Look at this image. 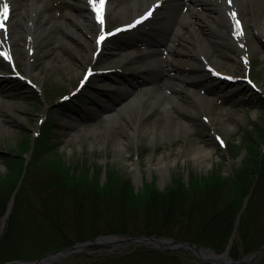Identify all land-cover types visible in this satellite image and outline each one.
Masks as SVG:
<instances>
[{"label": "rangeland", "instance_id": "obj_1", "mask_svg": "<svg viewBox=\"0 0 264 264\" xmlns=\"http://www.w3.org/2000/svg\"><path fill=\"white\" fill-rule=\"evenodd\" d=\"M116 1L108 2L103 29H111L127 19V13L109 6ZM15 2L11 13L16 16L7 23L6 32L10 54L0 51V150L10 151L22 135L33 134L45 116L55 124L53 139L65 161L106 164L137 187L143 180H154L159 188L167 186L173 176L185 178L189 172L201 175L219 167L224 174L229 173L239 164L245 150L232 157L225 145L240 144L250 129L264 151V136L257 131L258 125L264 130L262 25L250 21L236 29L243 32L239 35L241 43L251 37L257 44L241 46L240 54L235 37L223 31L228 29L227 25L217 22L219 31L205 40L200 56L195 55L197 51L174 52L173 59L159 66L155 60L167 59V50L159 47L160 53L151 57L149 46L160 42L170 21L166 2L151 9L150 16L128 30L104 36L99 49L95 39L100 22L96 17H90L89 25H78L69 18L68 12L74 11L65 0H51L45 5L50 14L47 20L53 24L43 31L41 25L45 24L35 22L39 14L28 19L30 0ZM245 2L256 20L261 10L259 1ZM86 67L92 71L87 76ZM247 68L257 89L242 78ZM221 72L230 74L232 79H224ZM164 80L169 85H162ZM188 88L198 90L201 97L190 93ZM62 93H70L68 98L76 100L69 111L54 106L63 102ZM167 100L168 112L180 117V121L168 120L162 105ZM179 102L186 106L180 107ZM112 107L121 108L118 118L105 117ZM183 120L187 126H183ZM224 120L228 125L223 124ZM96 125L102 128L92 133ZM118 140L123 142L122 147ZM200 145L209 153L195 156L192 149ZM167 158L171 160L169 174L161 178L158 167ZM4 172L0 159V175ZM103 179L101 174L100 180ZM131 245L93 244L81 252L90 256ZM76 253L49 264H74L85 259Z\"/></svg>", "mask_w": 264, "mask_h": 264}, {"label": "trees", "instance_id": "obj_2", "mask_svg": "<svg viewBox=\"0 0 264 264\" xmlns=\"http://www.w3.org/2000/svg\"><path fill=\"white\" fill-rule=\"evenodd\" d=\"M62 105L64 109L71 103ZM54 129L47 118L32 144L26 133L10 151L0 152L5 166L0 175V222L24 170L0 231V263L32 260L99 234L162 235L216 252L230 243L228 254L234 259L264 245V152L254 130H248L239 145L228 143L231 156L245 149L230 173L213 167L201 175L189 172L186 180L173 176L162 190L152 180L135 191L130 179L111 166L62 159ZM257 131L264 136L261 127ZM76 254L85 259L74 264H199L182 250L150 245ZM248 264H264V252Z\"/></svg>", "mask_w": 264, "mask_h": 264}, {"label": "bare ground", "instance_id": "obj_3", "mask_svg": "<svg viewBox=\"0 0 264 264\" xmlns=\"http://www.w3.org/2000/svg\"><path fill=\"white\" fill-rule=\"evenodd\" d=\"M15 1L16 0H0V8H2V4L4 2H7L11 10V8L15 6ZM48 1L51 0H30V2L28 3V19L32 20L33 15L39 14L36 17L35 22L45 24L41 25V30L43 31L45 30V28H47V26L49 27L53 24V22L49 21L50 14L47 13L45 5ZM162 1L166 2L167 5L170 7V9H168L170 21L167 25H165L164 33L159 42V45L162 46V51L167 50L166 52L168 56L167 59L162 58L163 60H155L160 64L159 66H164L165 63L170 61V59H173L174 52L186 53L187 51H191V53L194 54V52L197 51L195 55H200L202 52L201 48L205 40L211 37L213 38L214 31H219L218 28H216L217 22L218 24L222 23L224 25H227L228 29H225L223 31L226 33H231L235 37V41L237 42H240L241 40L240 36L237 35L238 32L233 29V26H236L237 20H239L241 26L252 21L254 24L262 25L261 29L264 30V0H258V3H260L261 5V10L257 13L256 20L253 19L252 13L250 12V8L245 2L247 0H117L115 5L110 4L109 6L111 8H116L118 11L127 13L126 20L127 23H129L135 20L136 17L142 11L146 10V4H151V6H154L155 3L160 4ZM65 2L68 8L74 11L71 13L68 12V16L73 23H76L78 25H89L92 23L90 13L95 14L97 16V12L94 10L92 4H89L90 7L88 9V4L85 2V0H65ZM85 4H87V6H85ZM107 4L108 0H105L104 9L106 8ZM97 6H99V0H97ZM233 13H235V18L233 17ZM14 16H16V14H12L10 12L9 19L7 22H10V20L13 18L15 19ZM15 28L16 27H14V29ZM182 31H184L183 34H181ZM0 33H2V37H0V46L9 47L10 42L8 36L6 35V32ZM28 43L29 42L25 43L26 48L28 47ZM177 44H179L180 47H177ZM242 45L256 46L257 44L254 38L247 37V39L242 42ZM160 50L161 49L158 48L155 44H151L149 48V54L151 57H155V55L160 53ZM236 50L239 53L241 52L238 46H236ZM162 85H169V82L167 80H164V83ZM144 89L148 91V85H145ZM188 90L193 95L201 97V94L198 90L196 91L192 88H188ZM169 97L171 98L172 96L169 95ZM162 105L164 110L166 111L169 121L176 122L181 120L180 117L173 116L171 113L168 112L170 110L169 100L165 101ZM179 105L182 108L186 106L184 102H179ZM120 109L121 108L113 107L111 109H108L105 113V117L114 119L118 118L121 111ZM182 122L183 126H187L186 120H183ZM223 124L226 126L228 125V122L224 120ZM146 126L147 124L144 127ZM148 127L150 128L151 126ZM101 128V125H96L94 128L91 129V131L92 133H95ZM152 130L150 133V141H152L154 138ZM78 133H81L80 130L78 131ZM118 145L122 147L123 142L121 140H118ZM208 153L209 150L201 145L196 146L192 149V154H194L195 156L201 157L202 155H206ZM169 162H171V160L167 158V161H164L159 165L158 168L161 178H163L164 174H169ZM133 168L136 167L133 166ZM133 174L135 176V173Z\"/></svg>", "mask_w": 264, "mask_h": 264}, {"label": "water", "instance_id": "obj_4", "mask_svg": "<svg viewBox=\"0 0 264 264\" xmlns=\"http://www.w3.org/2000/svg\"><path fill=\"white\" fill-rule=\"evenodd\" d=\"M122 242H130V243L137 242L140 244H152L155 247L161 249H167V250L180 249L185 251H192L194 257H196L200 262H204L206 264H245L256 258L264 251V245H263L262 247H260L251 254H248L240 259H234L227 254L228 249H226L221 253H216L214 250L207 247H203L201 245L189 243L186 241H178L172 238L161 237L156 235H148V236L139 235L135 237H124V236L121 237L117 235H98L92 239L75 243L68 247H62L52 252H48L35 260H25V261L20 260V261H13L10 263L7 262L5 264H11V263L48 264L52 260L57 259L59 256H64L72 252L81 251L86 246H89L91 244L116 245Z\"/></svg>", "mask_w": 264, "mask_h": 264}, {"label": "snow or ice", "instance_id": "obj_5", "mask_svg": "<svg viewBox=\"0 0 264 264\" xmlns=\"http://www.w3.org/2000/svg\"><path fill=\"white\" fill-rule=\"evenodd\" d=\"M90 4H92L94 10L97 12V19L98 21L103 24V11L105 6V0H99V6H97V0H89ZM10 9L9 4L7 2H4L2 4V8H0V32H6L7 31V21L9 19ZM148 16L151 15V12L147 14ZM233 17L235 18V13H233ZM147 18V17H145ZM236 28L240 29V22L239 20L236 21ZM237 35H243L242 31H239ZM104 37L101 36L100 40H103ZM243 47V45H241ZM89 74H91L89 72ZM87 79V77H86Z\"/></svg>", "mask_w": 264, "mask_h": 264}]
</instances>
